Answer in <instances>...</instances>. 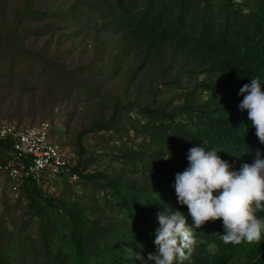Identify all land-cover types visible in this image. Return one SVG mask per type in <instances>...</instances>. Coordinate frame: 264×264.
<instances>
[{
    "label": "trees",
    "instance_id": "16d2710c",
    "mask_svg": "<svg viewBox=\"0 0 264 264\" xmlns=\"http://www.w3.org/2000/svg\"><path fill=\"white\" fill-rule=\"evenodd\" d=\"M251 78L264 83V0H0V98L38 106L77 158L1 208L0 264L15 237L21 264H144L157 212H187L172 185L191 147L237 166L264 155L239 109ZM13 144L0 140V164ZM0 183L1 201L15 192ZM222 233L219 220L195 230L185 264H264V239L227 250Z\"/></svg>",
    "mask_w": 264,
    "mask_h": 264
},
{
    "label": "clouds",
    "instance_id": "9594fccd",
    "mask_svg": "<svg viewBox=\"0 0 264 264\" xmlns=\"http://www.w3.org/2000/svg\"><path fill=\"white\" fill-rule=\"evenodd\" d=\"M239 94L243 96L239 109L246 111L247 125L255 128L258 141L264 145V83L251 78ZM187 161V167L175 174L172 185L177 203L187 206V212L174 211L166 203L164 210L157 212L153 240L156 250L146 260L152 264H185L198 244L195 230L209 221L221 222L220 236L227 250L241 242L251 244L264 239V216L258 215L264 213V155L258 153L253 162L237 166L223 159L217 148L201 143L188 150ZM153 200H160V196ZM245 253L242 259L247 258ZM135 258L145 264L143 256L135 254Z\"/></svg>",
    "mask_w": 264,
    "mask_h": 264
},
{
    "label": "built area",
    "instance_id": "2783aa9c",
    "mask_svg": "<svg viewBox=\"0 0 264 264\" xmlns=\"http://www.w3.org/2000/svg\"><path fill=\"white\" fill-rule=\"evenodd\" d=\"M51 125L42 122L39 126L18 130L13 121L0 120V140L14 141L11 158L0 164V174L10 180L16 194L27 179L46 189L53 176L68 174L70 159L68 150L62 152L51 137ZM77 175L72 179L77 180Z\"/></svg>",
    "mask_w": 264,
    "mask_h": 264
},
{
    "label": "rangeland",
    "instance_id": "374dc122",
    "mask_svg": "<svg viewBox=\"0 0 264 264\" xmlns=\"http://www.w3.org/2000/svg\"><path fill=\"white\" fill-rule=\"evenodd\" d=\"M0 100L2 101V103L0 104V120L13 121V122L19 124L20 126H23V127L27 126L26 128L32 127V126L33 127L39 126L43 122V120L41 118H39V113L37 111V110H39L38 106L34 107L32 105L31 106L32 108L29 107V108H31V109H29L27 107L26 101L20 100L19 98H16V97L11 98L7 95H3V97H1ZM3 101L5 102L4 105H2ZM19 108H21L22 110H19ZM27 113H32L34 115V117L31 118V115H29V117H25V115ZM63 132L64 131H63L62 127H54L51 131V137H52L53 141L56 142L60 146L61 151L66 152L68 150V153L71 156V159L73 161H75L77 158L72 152V146L69 142V135L66 134L65 138H62ZM3 187H4V183L3 184L0 183V192H4ZM63 189L64 188L61 186L60 189H58V192L61 193V191H63ZM73 189L78 190V186L74 185ZM18 195H19L18 193L15 194V193H12L10 191H7L6 196L3 197V195H2V199L0 201V212L2 211L1 208L4 207V205L9 208V207L14 206V204H18V200H19ZM26 203H27V201H24V204H26ZM24 204H21V205L23 206ZM16 214H18V213H16ZM31 233L33 235V237H32L33 239L39 238L37 229L32 228ZM39 242H40V240L37 241V243H39ZM41 243H42V241L40 242V244ZM11 244H12L11 245L12 247L10 245L8 247V251L10 254V262H11L10 264H21L20 260L22 258L19 256L18 251L15 248L18 245H22V243H19V237H15V240ZM27 244L29 245L30 243H27ZM25 250L27 252L29 251L28 249H25ZM35 258H36L35 259L36 262L42 260L40 257H37V255L35 256ZM24 264H25V262H24Z\"/></svg>",
    "mask_w": 264,
    "mask_h": 264
}]
</instances>
